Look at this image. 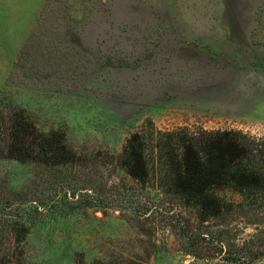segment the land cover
Listing matches in <instances>:
<instances>
[{
  "label": "rangeland",
  "instance_id": "rangeland-1",
  "mask_svg": "<svg viewBox=\"0 0 264 264\" xmlns=\"http://www.w3.org/2000/svg\"><path fill=\"white\" fill-rule=\"evenodd\" d=\"M1 99L40 130L64 131L77 156L60 166L0 157V256L243 264L227 259L242 213L202 225L120 157L135 132L264 135V0H0ZM22 221L33 228L18 243Z\"/></svg>",
  "mask_w": 264,
  "mask_h": 264
},
{
  "label": "trees",
  "instance_id": "trees-1",
  "mask_svg": "<svg viewBox=\"0 0 264 264\" xmlns=\"http://www.w3.org/2000/svg\"><path fill=\"white\" fill-rule=\"evenodd\" d=\"M76 156L64 131L40 130L23 107L7 108L1 99L0 157L60 166L72 163ZM120 165L139 181L158 177L165 193L197 210L202 225L214 221L223 226L225 221L219 219L226 214L242 213L244 236L229 237L227 259L252 264L264 258V135L253 137L235 130L193 133L182 128L155 129L148 138L135 132L127 140ZM228 193L230 197H225ZM32 228L26 221L16 224L11 228L14 240H26ZM0 264L25 263L6 252ZM73 264L92 263L82 258Z\"/></svg>",
  "mask_w": 264,
  "mask_h": 264
}]
</instances>
